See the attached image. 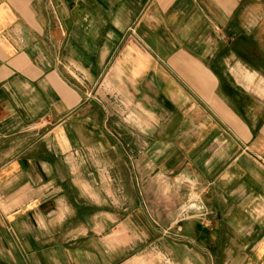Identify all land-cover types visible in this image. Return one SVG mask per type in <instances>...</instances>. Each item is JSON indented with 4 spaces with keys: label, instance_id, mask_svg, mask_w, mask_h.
<instances>
[{
    "label": "crops",
    "instance_id": "0c3cea01",
    "mask_svg": "<svg viewBox=\"0 0 264 264\" xmlns=\"http://www.w3.org/2000/svg\"><path fill=\"white\" fill-rule=\"evenodd\" d=\"M164 260L264 264V0H0V264Z\"/></svg>",
    "mask_w": 264,
    "mask_h": 264
},
{
    "label": "rangeland",
    "instance_id": "374dc122",
    "mask_svg": "<svg viewBox=\"0 0 264 264\" xmlns=\"http://www.w3.org/2000/svg\"><path fill=\"white\" fill-rule=\"evenodd\" d=\"M150 181L151 179H146ZM176 185L178 186V191L175 199H172V203H176L177 209L179 210V214L182 215V217L186 215H194L198 218H202L206 215V212L202 208L200 202V196H201V187L199 184H196V182L190 178H178L176 179ZM161 186V193L160 198L161 201H165V196H167L169 184L166 179L161 178L160 181ZM196 187V188H195ZM150 196V199H148V202L151 206V203L153 202L152 196ZM167 201V200H166ZM163 212V211H162ZM163 264H169L167 260L163 261Z\"/></svg>",
    "mask_w": 264,
    "mask_h": 264
}]
</instances>
